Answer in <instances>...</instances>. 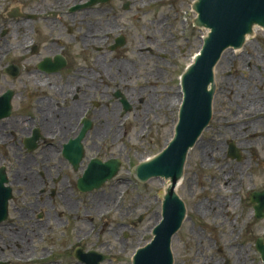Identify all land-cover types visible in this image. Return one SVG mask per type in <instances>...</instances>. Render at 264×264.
Instances as JSON below:
<instances>
[{
  "label": "flooded vegetation",
  "instance_id": "1",
  "mask_svg": "<svg viewBox=\"0 0 264 264\" xmlns=\"http://www.w3.org/2000/svg\"><path fill=\"white\" fill-rule=\"evenodd\" d=\"M115 1L84 7L90 0H0V108L7 103L9 111L0 119V168L18 165L6 171L11 198L0 228L9 244L0 236V264H98L110 258L95 250V220L101 222L111 209L121 211L124 194L91 212L83 200L89 193L78 187L92 161L111 159L89 157L110 135L108 125L105 132L96 130L104 129L111 113L138 110L134 104L144 103L140 96L156 88L133 84L162 81L163 73L174 77L176 54L180 62L190 61L189 25L180 47L174 17L147 11L143 15L150 20L140 28L159 54L140 48L138 54L150 61L143 58L124 69L128 4L115 10ZM258 46L263 51L264 44ZM248 58L253 62L239 59L249 73L243 81L264 101V54ZM159 60L170 72L156 67ZM249 116L250 125H264V107ZM106 226L99 224L98 231ZM5 250H11L9 256ZM255 254L251 264H264L256 248ZM242 259L235 264H245Z\"/></svg>",
  "mask_w": 264,
  "mask_h": 264
},
{
  "label": "rangeland",
  "instance_id": "2",
  "mask_svg": "<svg viewBox=\"0 0 264 264\" xmlns=\"http://www.w3.org/2000/svg\"><path fill=\"white\" fill-rule=\"evenodd\" d=\"M193 1L116 0L112 4L115 10L123 11V5L128 4L125 33L127 44L121 51L122 59L126 61L123 68L130 69V62H141L143 58L147 59L146 62L150 61L146 55L138 54L140 48L148 46L159 54V50L146 41L148 31L140 28V24L146 26L150 20V16L143 15L147 11L156 12L157 15L163 12L174 17V36L180 47L189 25L191 62L201 47V38L206 35L205 30L193 26ZM138 16L142 17L137 19ZM258 44H264L262 31L250 37L248 50H241L239 53L227 51L224 54L216 111L210 127L197 142L200 143L198 146L207 148L203 150L205 157H201L199 149L195 146L189 155L186 179L176 190L184 202L186 219L172 238L173 264H235L241 257L245 264H251L250 259L257 256V240L264 239V220L254 218L249 199L253 191L264 190V125L259 126L257 130L248 127L252 119H248V115L254 109L261 110L264 101L256 92L253 93L254 98L249 97L253 90L245 88L247 83L243 81L249 73L239 60H251L249 55L253 56L255 53L264 54V48L261 51ZM180 61L181 56L176 54L174 62L179 68L175 69L174 77L163 73V82L160 80L145 84L141 81L138 85L133 84L137 88L147 85L156 87L140 96L144 100L146 112L141 111L142 104H134L138 110L121 114L111 113L107 124L101 126H110L109 137L88 154L89 157L100 160L111 158L121 162L120 172L113 180L106 183L102 189L83 197L87 209L96 212L100 206H111L117 196L124 194V206L121 211L115 212L111 209L101 222L95 220V235L92 241L95 250L110 256L102 264H131L133 254L151 240V231L161 218L164 180L151 179V184L140 183L135 180L131 171L141 160L158 154L172 137L180 105L177 80L184 67L189 64ZM164 63L159 60L156 67L161 71L170 72ZM140 73V70L136 72ZM248 101L254 103L248 105ZM144 126V133L138 135ZM117 130L118 136L113 139L114 131ZM231 143L240 151L242 159L239 162L228 156ZM7 167V172L18 169L17 163H11ZM215 203L219 207H215ZM201 204L206 211L198 209ZM82 211L79 210V218H83ZM104 223H107L106 229L98 231V225ZM124 232L125 240L122 237ZM0 236L4 237L8 245V237L6 238V233L1 228ZM123 245L126 247L125 252L122 251ZM9 251L11 250H5V255L9 256ZM240 252H244V255L238 256ZM2 261L7 262L4 259Z\"/></svg>",
  "mask_w": 264,
  "mask_h": 264
},
{
  "label": "water",
  "instance_id": "3",
  "mask_svg": "<svg viewBox=\"0 0 264 264\" xmlns=\"http://www.w3.org/2000/svg\"><path fill=\"white\" fill-rule=\"evenodd\" d=\"M98 1L107 0H90L89 4ZM192 10L196 14L194 25L206 30L207 36L204 37L192 63L180 77L181 101L174 134L160 153L151 159L141 161L132 171L140 183L151 184V179L169 181L163 196L161 219L152 230L151 241L135 251L132 264L174 263L171 242L186 215L185 205L175 190L179 181H185L189 155L215 114L224 56L216 68L215 80L214 69L225 51L242 48L246 36L252 35L254 27L264 29V0H195ZM249 40L250 38L242 50H248ZM2 111L0 119L8 116L7 103L3 110L0 108V113ZM229 156L238 161L241 159L239 151L233 144L230 145ZM119 166L120 162L117 160L106 163L94 160L78 185L83 191L99 190L117 175ZM6 183L4 168H1L0 222L6 219L7 204L11 198L10 189L5 187ZM250 202L255 204V218L264 219V191L253 192L250 195ZM256 248L264 259V245L260 240L257 241ZM102 260L100 258L98 264Z\"/></svg>",
  "mask_w": 264,
  "mask_h": 264
},
{
  "label": "bare ground",
  "instance_id": "4",
  "mask_svg": "<svg viewBox=\"0 0 264 264\" xmlns=\"http://www.w3.org/2000/svg\"><path fill=\"white\" fill-rule=\"evenodd\" d=\"M237 53H239V52H241V51H236ZM225 56V55H224ZM227 57V56H226ZM225 57V58H226ZM124 65H126V64H122V66H124ZM245 88H247L248 89V87L245 85ZM149 98H150V96H148ZM250 98H254V96L253 95H251V96H249ZM171 102L173 103L174 102V98H172L171 99ZM254 103V101L253 102H250V101H248L247 102V104L248 105H251V104H253ZM142 110L141 111H143V113H145L146 112V107H145V105H144V103L142 104ZM140 108V107H139ZM251 117L248 115V119H250ZM257 124H258V126H260V125H262L263 124V122H257V123H255V124H252V125H249L248 127H251V128H253V127H257ZM105 130H106V128L104 127V129L103 130H96V134L98 133V132H105ZM144 131H145V126L142 128V130H141V132L138 134V135H141L142 133H144ZM114 133H115V135H114V137H113V139H116L117 138V136H118V130L117 131H114ZM200 144V143H199ZM198 143L195 145L196 147V149H199V151H200V155H201V157H205V156H203L204 155V149H207V148H204L202 145H200V146H198L199 145ZM204 160H205V158H204ZM205 162H206V160H205ZM183 182L184 181H179V184H178V187H177V189H179L182 185H183ZM162 186H163V188H164V193L166 192V189L168 188V186H169V181L167 180H165V181H163V184H162ZM176 189V190H177ZM218 204L217 203H215L214 204V206L215 207H219V205L217 206ZM198 209H201V210H203V211H206L205 210V208H204V205L203 204H201V205H199L198 206ZM234 241V240H233ZM241 254H238V256H240V255H244V252H240Z\"/></svg>",
  "mask_w": 264,
  "mask_h": 264
}]
</instances>
